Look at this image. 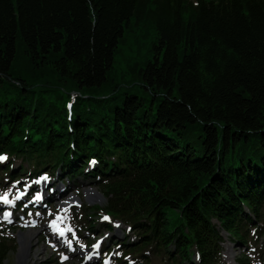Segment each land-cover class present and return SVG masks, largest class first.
Segmentation results:
<instances>
[{
  "label": "trees",
  "instance_id": "obj_1",
  "mask_svg": "<svg viewBox=\"0 0 264 264\" xmlns=\"http://www.w3.org/2000/svg\"><path fill=\"white\" fill-rule=\"evenodd\" d=\"M0 155L10 178L22 158L99 186L136 233L125 255L227 264L225 234L248 248L252 229L264 248V0H0Z\"/></svg>",
  "mask_w": 264,
  "mask_h": 264
},
{
  "label": "rangeland",
  "instance_id": "obj_2",
  "mask_svg": "<svg viewBox=\"0 0 264 264\" xmlns=\"http://www.w3.org/2000/svg\"><path fill=\"white\" fill-rule=\"evenodd\" d=\"M135 29L136 33L142 31L137 28ZM148 35L147 38L144 37L143 45L140 41L137 42L140 46L131 44L133 38L132 36L128 37V43L123 47L121 58L117 61L119 73L125 72V65L128 62L131 64L130 70L134 68L135 64L132 63L133 58H130V56L135 51H139L140 62L147 59L146 45L150 44L153 30ZM120 82L123 88H128L141 96H148L149 91L141 85L140 80L126 75L121 76ZM14 165L17 167L22 165L26 169L25 173L10 178L4 168L0 169V195L7 194L8 199L13 201L11 204H5L0 201V241L6 243L7 240L10 245L14 242L18 244L17 237L19 238L20 232L35 229L36 236L31 241V248L29 249V255L25 264H147V259L151 261V264H169L165 258L162 259L161 256L149 250L143 251L144 256L132 253L125 255L126 250L123 243L127 242V238L135 241L136 233L125 222L116 220L112 216H108L107 220L104 219L106 214L102 212L100 207L103 208L105 206L107 199L96 200L94 198V208L87 211L83 210L87 190L96 189L102 193L99 186L93 182L81 180L77 185L74 183H64L56 177L57 175H53V172L44 171L40 175H44V178H46L44 182H48V185L50 184L49 181H55L53 185L57 187L59 186L58 181L62 182V186H65L62 195L53 202H34L27 206L26 203H29V200L24 198L19 204H16L15 201L18 200L19 192H24L29 188L31 179L32 184H37L39 180L38 175L31 176V179H28L30 170L22 158H16ZM18 178L20 180L16 181ZM44 182H38L37 186H40ZM37 193L39 195L41 191H37ZM37 195L34 194V197ZM73 195L80 198L81 201L68 203L69 198ZM29 198L31 200L32 196H29ZM97 205L99 206L98 208L96 207ZM7 210L14 211L13 216L9 219L4 218V213H7ZM104 223L106 225H103ZM52 225L55 228L63 225L71 229V231L66 238L59 239ZM109 225L112 229L106 228ZM257 233L256 229L251 230V236H254V239H250V247L248 248L244 245L231 242L225 234L226 241L224 242L222 254L224 261L227 264H236L237 258H241L243 256L242 253H244L248 256L247 258L251 264H264V248L260 244L263 240ZM97 238L103 239L102 249L95 254V259L91 260L87 257V253L91 250V245ZM69 240L71 244L68 243ZM6 261L10 264L15 263L17 261V250L13 249Z\"/></svg>",
  "mask_w": 264,
  "mask_h": 264
},
{
  "label": "bare ground",
  "instance_id": "obj_3",
  "mask_svg": "<svg viewBox=\"0 0 264 264\" xmlns=\"http://www.w3.org/2000/svg\"><path fill=\"white\" fill-rule=\"evenodd\" d=\"M50 183H55V181H49ZM58 181V184L59 186L57 187H54V188H49L45 183L41 184L40 186H37L39 183H34L32 188L29 190V194L33 195L34 197V191L35 190H39L41 191V194L37 195L40 197V199H36L37 196H35L33 199L30 200V198L27 196L28 194L26 195H23L22 197H20L16 203L19 204V202L24 198H27L29 200V202L32 204L34 202H41L43 201L44 202H53L55 200H57L62 192L65 190V186H62V183ZM48 183V182H47ZM45 188V189H44ZM99 193L98 190L96 189H89L87 190V194L92 197V198H95L96 194ZM76 196H72L69 198V201L68 203L70 202H73V201H76ZM113 235V234H112ZM36 236V230L35 229H28L26 232H22L20 237H21V243H22V249H21V258L23 260H26L28 257H27V254H28V249L31 248V241L35 238ZM86 253V252H85ZM88 258H90L91 260L95 259V255H92V256H89L87 254Z\"/></svg>",
  "mask_w": 264,
  "mask_h": 264
},
{
  "label": "water",
  "instance_id": "obj_4",
  "mask_svg": "<svg viewBox=\"0 0 264 264\" xmlns=\"http://www.w3.org/2000/svg\"><path fill=\"white\" fill-rule=\"evenodd\" d=\"M86 194H87V192H86ZM95 199L96 200H104L105 199V197H104V195L102 194V193H97L96 194V196H95ZM95 199L94 198H92V197H90L88 194H87V197H86V200H87V202L89 203V204H93L94 203V201H95ZM18 243H19V246H18V249H17V261H16V264H25V261L26 260H23L22 258H21V249H22V243H21V237H19V239H18ZM28 252H29V249H28ZM29 255V253L27 254V256ZM21 262H23V263H21Z\"/></svg>",
  "mask_w": 264,
  "mask_h": 264
},
{
  "label": "snow or ice",
  "instance_id": "obj_5",
  "mask_svg": "<svg viewBox=\"0 0 264 264\" xmlns=\"http://www.w3.org/2000/svg\"><path fill=\"white\" fill-rule=\"evenodd\" d=\"M5 160H7V157L5 155H0V162H3ZM93 163H95V162L93 161ZM42 179H46V178H42ZM21 195H23V193H21ZM17 199H19V197H17ZM36 199H40V197L37 196ZM0 201H2L5 204H11V203H13V201H11V200L8 199L7 194L0 195ZM10 216H11V213H4V218L5 219H9ZM104 219L107 220L108 217L105 216ZM53 224H55V222H53ZM69 231H71V229H69ZM60 235L63 236L64 235V232L63 231H60ZM68 243L71 244V241L69 240ZM65 259H66V257H65Z\"/></svg>",
  "mask_w": 264,
  "mask_h": 264
}]
</instances>
